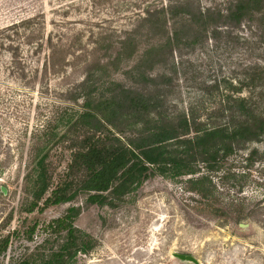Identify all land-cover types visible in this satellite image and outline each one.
I'll return each instance as SVG.
<instances>
[{
  "label": "rangeland",
  "instance_id": "1",
  "mask_svg": "<svg viewBox=\"0 0 264 264\" xmlns=\"http://www.w3.org/2000/svg\"><path fill=\"white\" fill-rule=\"evenodd\" d=\"M194 1L225 9L232 0ZM167 3L0 0V238L16 230L22 234L13 237L0 264H12L42 243L41 230L34 241L26 240L28 227L61 217L73 205L81 208L76 226L97 243L75 264H194L175 258V252L193 255L200 264H264V141L247 144L209 175V203L226 216L204 209L187 178L159 175L114 209L87 205L81 197L44 212L28 211L23 178L33 134L70 103V92L91 64L115 55L146 7ZM256 65L264 76V35L255 26L224 28L216 39L176 51L157 70L169 78L165 111L192 110L207 126L221 123L231 93L227 86L247 83L255 72L248 68ZM262 90L264 85L244 86L245 95ZM54 153L57 180L70 157Z\"/></svg>",
  "mask_w": 264,
  "mask_h": 264
},
{
  "label": "trees",
  "instance_id": "2",
  "mask_svg": "<svg viewBox=\"0 0 264 264\" xmlns=\"http://www.w3.org/2000/svg\"><path fill=\"white\" fill-rule=\"evenodd\" d=\"M255 26L264 35V0H232L225 9L201 7L194 0H168L166 6L146 7L136 25L119 42L115 55L91 64L85 78L70 92L66 107L58 108L33 134L24 175L29 212L76 203L111 209L151 177L187 178L189 191L217 216L226 211L209 203V175L221 162L247 144L264 141V90L244 94V86L264 85L255 71L247 83L233 86L221 110V123L205 125L192 110L165 111L167 76L158 66L176 51L195 49L216 39L224 28ZM264 73V71L262 72ZM121 76V77H119ZM162 80V81H161ZM54 151L68 153L65 171L55 180ZM257 152V150H255ZM81 208L43 225L36 222L23 233L42 243L12 264H75L96 246L95 239L76 226ZM16 230L0 238V258L8 251Z\"/></svg>",
  "mask_w": 264,
  "mask_h": 264
},
{
  "label": "water",
  "instance_id": "3",
  "mask_svg": "<svg viewBox=\"0 0 264 264\" xmlns=\"http://www.w3.org/2000/svg\"><path fill=\"white\" fill-rule=\"evenodd\" d=\"M173 256L181 261L184 262H190V263H194V264H200L199 260L194 257L193 255H189V254H183V253H173Z\"/></svg>",
  "mask_w": 264,
  "mask_h": 264
}]
</instances>
